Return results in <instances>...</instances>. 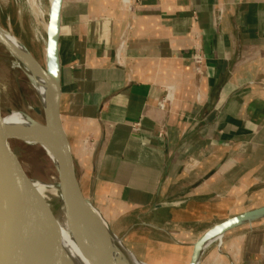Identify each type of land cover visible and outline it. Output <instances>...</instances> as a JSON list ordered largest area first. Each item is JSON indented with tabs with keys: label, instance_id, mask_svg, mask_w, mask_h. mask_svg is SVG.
<instances>
[{
	"label": "crops",
	"instance_id": "obj_1",
	"mask_svg": "<svg viewBox=\"0 0 264 264\" xmlns=\"http://www.w3.org/2000/svg\"><path fill=\"white\" fill-rule=\"evenodd\" d=\"M62 21L84 195L138 260L128 240L190 264L208 231L264 207V0H65ZM262 221L227 233L233 264H264Z\"/></svg>",
	"mask_w": 264,
	"mask_h": 264
},
{
	"label": "water",
	"instance_id": "obj_2",
	"mask_svg": "<svg viewBox=\"0 0 264 264\" xmlns=\"http://www.w3.org/2000/svg\"><path fill=\"white\" fill-rule=\"evenodd\" d=\"M64 3L65 0H62L57 22L44 38L41 60H38L27 46L9 33L21 44L19 47L13 46L5 35L7 32L0 27V47L23 67L25 73L24 68L43 79L49 86L45 104H41L34 90L39 102L34 112L42 118V122L29 117L45 132L44 139L37 138L28 129L8 128L3 117L13 112L4 115L0 100V169L6 175L11 190L29 216V221H25L9 217L0 211V241L5 240L7 264H70L53 227V214L57 210L50 204L48 196L44 200L35 190L32 181L36 180L24 168L12 147L13 143L29 147L37 146L45 153L53 154L59 162V168L53 166L57 173L60 204L64 209L74 241L87 262L122 264L115 259L110 235H114L122 244L123 242L85 197L80 185L73 149L64 126L59 57ZM260 219H264V207L245 212L215 226L194 244L190 264H200L206 250L213 243L221 241L227 233Z\"/></svg>",
	"mask_w": 264,
	"mask_h": 264
},
{
	"label": "rangeland",
	"instance_id": "obj_3",
	"mask_svg": "<svg viewBox=\"0 0 264 264\" xmlns=\"http://www.w3.org/2000/svg\"><path fill=\"white\" fill-rule=\"evenodd\" d=\"M35 1L0 0V27L7 33L13 34L21 43L27 46L38 60H41L42 41L45 37V34L43 36L42 20L43 22L48 20L50 0ZM0 92L4 115H8L9 112H21L36 121L42 122V118L34 112V108L39 106V102L29 77L23 70L12 66V60L4 53L2 47H0ZM12 147L24 168L34 180L52 185L59 191L56 170L43 149L19 143H13ZM77 171H79L78 168ZM78 175H80V172H78ZM48 197L52 207L55 210H60V198L51 197V194ZM260 220L251 224H263V219ZM243 230L239 229L236 232L241 233ZM234 236L230 233L225 235L221 241L213 243L207 249L201 264H233L232 239ZM127 243L135 249L139 261L144 264L189 263L190 251L187 249L143 238L128 240Z\"/></svg>",
	"mask_w": 264,
	"mask_h": 264
},
{
	"label": "bare ground",
	"instance_id": "obj_4",
	"mask_svg": "<svg viewBox=\"0 0 264 264\" xmlns=\"http://www.w3.org/2000/svg\"><path fill=\"white\" fill-rule=\"evenodd\" d=\"M31 1L36 2L35 0H31ZM61 8H62V0H50V10L48 14V20L46 22H43L42 20L43 36L44 34L46 36L55 26ZM5 35L8 41L12 43L13 46L14 45L17 47L21 46V44L14 36L10 35L9 33H6ZM4 53L12 60L13 67H17L18 69L23 70V67L20 64H18L15 60H13L12 56L7 51H4ZM24 69L30 79L31 86L37 92L38 97L41 100V104L42 103L45 104L46 95L47 92H49V86L47 82H45L43 79L39 78L31 71L27 70L26 68ZM3 119H4V123L8 128L18 129V130L28 129L33 134H35V136H37V138L39 139H44L45 137V132L42 129H40L37 125H35L28 116H26L21 112H13L8 116L3 117ZM46 155L51 160L53 165L56 168H59V162L53 156V154H51L50 152H46ZM32 185L44 200L47 198L46 196H48L49 194H51V197L54 196L60 198L59 191L52 185H47L45 183H38L36 181H32ZM0 211L9 217L29 221V216L27 215L23 206L15 196L14 192L11 190L7 177L1 169H0ZM52 222L58 241L60 242L61 247L63 248L66 256L68 257L69 263L89 264L74 241V238L68 226L67 218L64 213L63 207H61L60 210H57L53 214ZM110 236H111V245L114 250V256L118 262L122 264H144L143 262H139L127 250V248L120 242L118 238H116L114 235H110ZM5 246H6L5 240L3 239L2 241H0V264H7L6 255H5Z\"/></svg>",
	"mask_w": 264,
	"mask_h": 264
},
{
	"label": "built area",
	"instance_id": "obj_5",
	"mask_svg": "<svg viewBox=\"0 0 264 264\" xmlns=\"http://www.w3.org/2000/svg\"><path fill=\"white\" fill-rule=\"evenodd\" d=\"M124 3L127 5H131V0H124ZM194 62L197 68V71L200 73L202 70V67L205 65V59L202 56L201 52H197L194 56Z\"/></svg>",
	"mask_w": 264,
	"mask_h": 264
}]
</instances>
